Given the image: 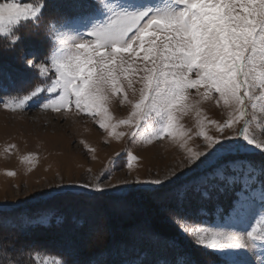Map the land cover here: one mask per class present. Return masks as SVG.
<instances>
[{"label": "snow or ice", "instance_id": "obj_1", "mask_svg": "<svg viewBox=\"0 0 264 264\" xmlns=\"http://www.w3.org/2000/svg\"><path fill=\"white\" fill-rule=\"evenodd\" d=\"M59 7H70L73 15L50 17V10ZM46 18L47 49L26 50L23 72L13 74L0 64L5 109H24L35 100L67 117L74 107L110 135L128 126L133 143L146 127L153 128V140L167 137L186 151L189 167L179 172L172 168L153 180L137 179L142 186L156 187L136 190L177 193L179 203L169 223L175 222L173 244L187 257L185 264H257V248L259 264H264V0H72L69 5L2 0L0 36L6 47L0 48V59L25 47L24 29L39 27ZM76 18L79 28L72 26ZM192 90L199 99H190ZM8 91L25 94L5 98ZM116 97L118 104L130 106L128 116L118 121L106 107ZM206 102L222 104L228 119L208 121L221 133L215 138L201 123L197 134L207 150L193 151L179 120L189 110L199 116V106ZM124 156L130 169L136 157L128 150ZM123 159L109 161L112 169ZM110 187L94 180L62 184L40 195L75 199L84 195L75 189L103 195ZM207 203L226 214L223 222L209 225L198 218ZM30 247V242L17 240L6 251ZM195 250L214 258L202 262ZM0 264L20 262L13 257ZM51 264L72 262L53 259Z\"/></svg>", "mask_w": 264, "mask_h": 264}, {"label": "rangeland", "instance_id": "obj_2", "mask_svg": "<svg viewBox=\"0 0 264 264\" xmlns=\"http://www.w3.org/2000/svg\"><path fill=\"white\" fill-rule=\"evenodd\" d=\"M52 2L66 5L64 0ZM63 8L50 10L49 16H62L56 13L64 12ZM48 23L46 18L39 27L29 25L24 29L27 37L25 47L17 49L15 55L0 59V62L15 64L14 74L23 72L26 50L47 49L44 33ZM80 24V18H76L72 26L79 28ZM192 76L195 78V73ZM201 91H204L203 86ZM23 94L8 91L5 98ZM48 95L56 98L55 94ZM119 99L116 97L106 105L116 121L126 118L130 111L126 103H117ZM129 99H133L131 94ZM190 99H199L195 90H192ZM199 107V116L196 111L189 110L179 120L183 131L191 137L187 145L193 151L207 150L203 137L197 134L200 124L205 126L209 136L219 137L220 131L208 121L223 123L229 115L222 104L206 102ZM130 131L128 126L121 125L110 135L99 127L95 119L77 113L74 107L65 117L43 109L35 100L29 101L24 109L15 111L5 109L0 101V261L14 257L20 264H33V261L40 264L41 260L51 264L53 259L71 261L72 264H146L143 259L148 251L149 257L151 253L157 259L154 264H171L173 259H167L169 255L166 253V249L171 248L176 252V264H185L187 257L181 255L178 246L173 244L178 235L175 222L169 223L179 203L177 193L138 191L136 189L156 186H142L136 180L157 179L172 168L178 172L186 171L189 167L186 151L167 137L153 140L154 129L151 127H146L135 143L128 134ZM126 150L136 157L131 160L130 169L127 167L128 158L124 156ZM121 157L123 162L112 169L109 161H120ZM8 172L15 175L9 176ZM94 180L112 187L107 188L103 195L78 188L75 191L84 195L75 199L40 195L58 189L62 184L79 185ZM125 180L128 181L126 185L123 183ZM212 204L207 203L198 214V218L209 225L221 223L222 218H226V214L217 211ZM256 210L259 211L258 205ZM155 222H158L157 228L162 226L167 238L156 233ZM125 236L132 237L135 243L128 244L123 239ZM17 240L21 243L28 241L32 247L17 253L6 251ZM141 241L145 243L144 252L137 253L136 248ZM194 255L202 262L214 258L203 250H195ZM260 258L261 249L257 248L253 259L259 264Z\"/></svg>", "mask_w": 264, "mask_h": 264}, {"label": "trees", "instance_id": "obj_3", "mask_svg": "<svg viewBox=\"0 0 264 264\" xmlns=\"http://www.w3.org/2000/svg\"><path fill=\"white\" fill-rule=\"evenodd\" d=\"M64 2H65V4L66 5H69V4H71V2H72V0H64ZM63 11L64 12H61V14L60 13H56V14H59V15H62V16H72L73 15V12H72V10H71V8L70 7H68V9H67V7H65V8H63ZM4 46H6V42H5V40H4V38L3 37H0V48H3ZM3 61V60H2ZM6 64L5 65H7L8 66V70H13V74H14V72H16V71H14L15 70V68H16V65L14 64V65H12V64H9L10 63V61H8V62H6V61H4ZM14 62V61H13ZM0 64H2L1 62H0ZM211 204V203H210ZM209 205V204H208ZM210 206V205H209ZM212 206H213V204H212ZM221 206H223V205H221ZM157 223L158 222H155L154 223V225H153V227H155V229L157 228ZM161 228H162V226L160 225V228L158 227L155 231H156V233L158 232L159 233V236H162V237H165V235L164 234H166V232H165V230H161ZM161 234V235H160ZM165 238H167V237H165ZM164 238V239H165ZM123 239H125V241H127L128 242V244H133V242L135 243V241L133 240V238L132 237H128V236H125V238H123ZM96 243V242H95ZM141 243V245L138 247V248H136V252L137 253H142V251H143V248H144V242L143 241H141L140 242ZM165 247H167V245H165ZM134 249V248H133ZM133 249H131V250H133ZM162 249V248H161ZM166 253H168V255H169V258H167V259H169V260H175L176 261V252H174L171 248H169V249H166ZM144 252V251H143ZM147 253H146V255H144L145 257H144V259H143V262H145L146 264H154V263H156V261H157V259H155V258H153V255L150 253V257L147 255L149 252L148 251H146Z\"/></svg>", "mask_w": 264, "mask_h": 264}, {"label": "bare ground", "instance_id": "obj_4", "mask_svg": "<svg viewBox=\"0 0 264 264\" xmlns=\"http://www.w3.org/2000/svg\"><path fill=\"white\" fill-rule=\"evenodd\" d=\"M133 204V203H132Z\"/></svg>", "mask_w": 264, "mask_h": 264}]
</instances>
